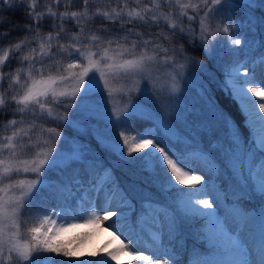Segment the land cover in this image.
<instances>
[{"label":"rangeland","instance_id":"obj_1","mask_svg":"<svg viewBox=\"0 0 264 264\" xmlns=\"http://www.w3.org/2000/svg\"><path fill=\"white\" fill-rule=\"evenodd\" d=\"M18 2L38 4L41 17L51 14L48 0ZM129 2L126 8L112 10L111 18L117 22H192L194 14L201 32H207L206 23L215 5L236 3L260 11L256 19L241 16L235 21L239 25L235 38L243 58L226 83L251 142L239 171H243L239 179L244 182H235L233 189L241 199L247 196L243 186L247 184L263 203L254 208L248 199L246 210L226 206L220 187L232 171L217 180L213 159L190 147L166 119L143 104H174L170 114L176 119L179 109L189 107L183 113H194H188L187 119L196 116L203 123L215 106L204 100L202 83L194 72L167 56L143 49H110L109 43L94 42L79 32L50 34L27 48L34 52H28L12 73L0 75V109L10 106L17 111L16 119L0 131V264H32L30 243L21 240L19 213L23 203L46 185L44 175L80 157L92 156L90 138L105 152L118 155L122 145L111 139L110 131L114 126L121 129V123L131 116L148 123L133 145L140 142L161 153L173 166L177 183L189 188L181 198L186 213L209 218L205 232L212 236V250L185 264H264V78L259 80L264 76V0ZM97 3L101 4L100 0ZM73 44L79 46L78 51L73 52ZM6 55L0 50V65ZM73 62L75 66L70 68ZM231 118L237 126L233 115ZM143 160L152 170V158L144 154ZM116 183L107 167L92 184L77 185L69 192L72 202L70 198L65 206L48 212L31 239L52 243L86 226L94 231L89 246L98 248L100 264H177L180 231L176 217L149 202L146 192Z\"/></svg>","mask_w":264,"mask_h":264},{"label":"trees","instance_id":"obj_2","mask_svg":"<svg viewBox=\"0 0 264 264\" xmlns=\"http://www.w3.org/2000/svg\"><path fill=\"white\" fill-rule=\"evenodd\" d=\"M48 1L50 4L47 8L51 10V14L41 17L38 4L32 6L18 0H0V50L8 54L5 62L0 65L1 76L12 73L28 52H34L27 48L34 45L40 37L50 34L79 32L85 34L86 39L92 38L94 42L109 43L110 49L125 52L143 49L145 52L167 56L174 63H182L198 76L202 83L203 98L215 106V112L211 116L206 115L204 122L200 123L195 115L187 119L188 113H194H183L190 110L189 107L179 109V119H176L170 114L174 104L169 107H161L156 102L143 104L157 116L166 119L190 147L213 159L218 169L217 180L222 181L230 170L234 176H239L236 165L239 167L243 158L246 132L226 82L241 58L237 47L240 43L235 40L233 32L239 31L235 21L241 16L256 19L255 16L260 14L257 9L253 10L244 5L239 7L236 3L218 4L211 9L210 19L206 23L207 32H201L194 14L191 15L194 16L192 22L186 19L176 22H117L112 19L110 12L117 7L126 8L130 0H100L101 4L97 3L98 0H61L56 4L53 0ZM56 13L58 16H54ZM67 16L71 17L66 18ZM187 21L189 24H186ZM71 46L76 49L73 52L78 51L79 46ZM74 66L73 62L70 68ZM16 112L10 106L0 109L1 132L12 118L16 119ZM144 121L131 116L121 123V129L117 126L111 128V139L114 138L122 145L118 155L105 152L90 138L94 148L92 156L80 157L69 165L44 175L43 181L46 185L23 203L19 213L21 240L30 243L29 255L32 264H100L98 248L89 246L93 231L87 227L70 231L52 243H38L31 237L42 227L48 212L65 206L70 198L72 202L74 197L69 192L73 188L79 184H92L107 167L113 171L118 185L131 186L146 192L149 202H157L173 213L180 231L177 253L180 255L181 264L212 250L213 239L205 232L207 217L203 214L186 213L180 201L188 187L177 183L171 164L161 154L150 151L141 143L133 145L138 132L148 124ZM144 154L152 158V170H148L143 160ZM234 176L224 181L220 190L228 205L245 209V195L239 199L237 190L233 189ZM74 181L78 183L74 184ZM249 200L255 205L263 203L255 193L251 194ZM141 207L140 205L139 208ZM83 214L89 216L87 212Z\"/></svg>","mask_w":264,"mask_h":264},{"label":"bare ground","instance_id":"obj_3","mask_svg":"<svg viewBox=\"0 0 264 264\" xmlns=\"http://www.w3.org/2000/svg\"><path fill=\"white\" fill-rule=\"evenodd\" d=\"M262 75V73H261ZM264 78V76L262 75V77L259 79V80H262ZM261 106L264 107V100L261 102ZM248 240V243L251 245L253 244L252 240L251 239H247Z\"/></svg>","mask_w":264,"mask_h":264}]
</instances>
